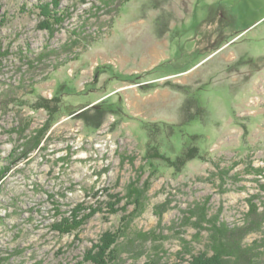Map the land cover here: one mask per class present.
<instances>
[{
	"label": "rangeland",
	"instance_id": "1",
	"mask_svg": "<svg viewBox=\"0 0 264 264\" xmlns=\"http://www.w3.org/2000/svg\"><path fill=\"white\" fill-rule=\"evenodd\" d=\"M47 2L0 0V264H92L106 233L108 264H187L264 212V0H60L43 31ZM186 133L181 172L147 160Z\"/></svg>",
	"mask_w": 264,
	"mask_h": 264
},
{
	"label": "trees",
	"instance_id": "2",
	"mask_svg": "<svg viewBox=\"0 0 264 264\" xmlns=\"http://www.w3.org/2000/svg\"><path fill=\"white\" fill-rule=\"evenodd\" d=\"M59 3L60 0H51V2L39 6V15L44 19L40 27L41 30L53 31L54 27L62 25L67 14L64 15L62 11H59ZM41 107L45 108V106ZM150 132L153 133L152 130ZM198 137V135L187 136L186 133L184 143L173 158L165 151L160 152L159 146L157 147L158 144L147 148L145 153L146 158L149 161L157 159V161L163 162L166 167L179 173L187 163L197 159V157L200 158L201 150L199 144H197ZM138 196L136 193V200L134 201L140 209L142 204H140L141 199H138ZM114 208L115 204H109L111 213L116 214L117 210ZM84 209L77 207L73 210L70 218H64L63 221L55 225L56 231L62 235L76 233L83 222L90 219L97 212L96 209L89 208L86 214H82L81 212ZM204 212V217H206V210H203ZM249 212L246 216L247 221L242 226L236 228H228L222 224L217 225V221H208L209 243L206 250L203 253L191 256V260L187 264H264V239L260 242H253L250 245L243 243L247 235L261 232V227L264 224V212L259 213L253 204H251ZM249 217L252 218V221ZM116 240V235L111 233L104 234L99 244L93 246L88 251L89 258L87 260L92 264H108L107 262L112 259L115 252L112 248ZM146 264L156 263L149 262ZM173 264H185V261L181 260Z\"/></svg>",
	"mask_w": 264,
	"mask_h": 264
}]
</instances>
